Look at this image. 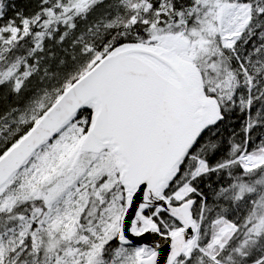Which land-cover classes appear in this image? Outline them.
I'll return each mask as SVG.
<instances>
[{
	"label": "snow or ice",
	"instance_id": "snow-or-ice-1",
	"mask_svg": "<svg viewBox=\"0 0 264 264\" xmlns=\"http://www.w3.org/2000/svg\"><path fill=\"white\" fill-rule=\"evenodd\" d=\"M0 264H264V0H0Z\"/></svg>",
	"mask_w": 264,
	"mask_h": 264
},
{
	"label": "trees",
	"instance_id": "trees-1",
	"mask_svg": "<svg viewBox=\"0 0 264 264\" xmlns=\"http://www.w3.org/2000/svg\"><path fill=\"white\" fill-rule=\"evenodd\" d=\"M13 2V0H9V3ZM15 3H17L18 6H25V5H30L33 3V0H14ZM11 14V12H10ZM225 135H227V133H225ZM216 181L215 178H213L212 180V185L215 186ZM206 192L209 193V195H211L210 189L205 187L204 189Z\"/></svg>",
	"mask_w": 264,
	"mask_h": 264
}]
</instances>
